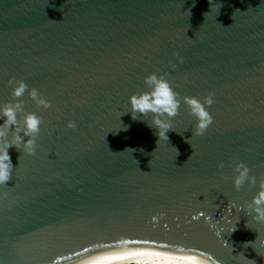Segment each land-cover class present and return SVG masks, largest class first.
<instances>
[{"label":"water","instance_id":"95a60500","mask_svg":"<svg viewBox=\"0 0 264 264\" xmlns=\"http://www.w3.org/2000/svg\"><path fill=\"white\" fill-rule=\"evenodd\" d=\"M153 72L182 101L212 94L203 135L183 102L169 141L133 120ZM13 78L28 85L20 119L42 124L34 154L9 149L0 264H96L160 244L264 264V223L244 207L264 181V0H0V105L16 102ZM241 161L256 184L237 190Z\"/></svg>","mask_w":264,"mask_h":264},{"label":"clouds","instance_id":"9594fccd","mask_svg":"<svg viewBox=\"0 0 264 264\" xmlns=\"http://www.w3.org/2000/svg\"><path fill=\"white\" fill-rule=\"evenodd\" d=\"M211 3L212 0H209L210 6ZM221 6L222 5L220 4L218 15ZM188 13L189 16H191L190 10ZM207 14L208 12L204 13L205 17ZM50 21L59 23L63 20ZM188 38L192 39L190 37ZM180 60L183 62L182 58H180ZM145 83L147 85V90L140 93H134L130 97L131 108L129 111L131 112L133 120L143 121L149 128L156 130L155 135L158 136L157 143L161 140L169 141L168 133L173 129L170 118L178 115L182 102L188 105L190 113L197 118L195 127L196 135H203L209 125L212 123L213 117L208 110V106L214 102L212 94L205 97L203 100L198 97L186 96L182 101L180 99L179 93L173 88L167 76L157 74L155 72L145 77ZM9 84L14 85L12 95L16 102H8L4 105H0V119L3 120V123H0V185L9 181L14 174V164L9 149L15 146L17 150H22L27 154H34L36 150V137L41 131L42 124V118L36 112H28L27 114L23 115L22 120L20 119V114L24 111V109L23 102L20 101L19 98L22 97L28 90L27 83L23 80L15 81L13 78L9 80ZM29 95L34 101L37 102V104L42 105L45 108L50 107V102L39 95L38 89L33 88L29 92ZM149 113L152 114L151 121L144 119V117H147ZM68 126L70 128H75L76 123L74 121H70ZM121 128L126 129L127 126L124 125ZM25 137H28V139L25 140ZM186 140L189 142L188 139ZM128 149L131 148H127L124 151ZM133 150L135 151V149ZM141 151H143V149H141ZM176 152L177 157L179 155L177 148ZM138 164L139 162L137 161V165ZM223 166L224 164L221 162L220 167L222 168ZM234 171L236 175L234 176L233 182L237 190L244 186L245 183H249L251 185L256 184V177L250 175L251 169L243 161L235 165ZM244 207L255 221L264 223V181L260 182L258 193L254 195L252 200L247 202ZM252 243L253 242L251 241L246 242L244 245L245 248H247L248 245ZM257 254L261 256L259 252H257ZM186 259L190 260L192 264H208L206 260H201L196 256H190ZM246 259L253 261V264H256L255 260L248 258ZM85 264H89V262L86 261Z\"/></svg>","mask_w":264,"mask_h":264},{"label":"bare ground","instance_id":"6f19581e","mask_svg":"<svg viewBox=\"0 0 264 264\" xmlns=\"http://www.w3.org/2000/svg\"><path fill=\"white\" fill-rule=\"evenodd\" d=\"M196 256L208 264H217L209 252L179 244L130 246L114 251L96 264H192L187 257Z\"/></svg>","mask_w":264,"mask_h":264},{"label":"rangeland","instance_id":"374dc122","mask_svg":"<svg viewBox=\"0 0 264 264\" xmlns=\"http://www.w3.org/2000/svg\"><path fill=\"white\" fill-rule=\"evenodd\" d=\"M133 264H140V263H133Z\"/></svg>","mask_w":264,"mask_h":264}]
</instances>
